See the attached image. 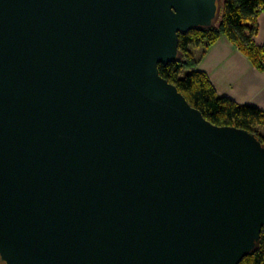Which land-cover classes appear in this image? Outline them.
Wrapping results in <instances>:
<instances>
[{
  "label": "water",
  "instance_id": "water-1",
  "mask_svg": "<svg viewBox=\"0 0 264 264\" xmlns=\"http://www.w3.org/2000/svg\"><path fill=\"white\" fill-rule=\"evenodd\" d=\"M222 0H0V264H240L264 145L162 77Z\"/></svg>",
  "mask_w": 264,
  "mask_h": 264
},
{
  "label": "trees",
  "instance_id": "trees-1",
  "mask_svg": "<svg viewBox=\"0 0 264 264\" xmlns=\"http://www.w3.org/2000/svg\"><path fill=\"white\" fill-rule=\"evenodd\" d=\"M219 21L213 28L180 33V61L160 65L159 72L173 83L189 104L203 114L213 125L236 127L257 134L264 145V112L252 106H241L222 97L214 89L208 76L198 70L201 59L192 47L212 46L228 36L235 46L252 61L258 69H264V48L255 45L258 33V16L264 11V0H222ZM256 253L246 256L240 264H264V230Z\"/></svg>",
  "mask_w": 264,
  "mask_h": 264
},
{
  "label": "crops",
  "instance_id": "crops-1",
  "mask_svg": "<svg viewBox=\"0 0 264 264\" xmlns=\"http://www.w3.org/2000/svg\"><path fill=\"white\" fill-rule=\"evenodd\" d=\"M257 23L255 45L264 48V11L258 16ZM192 48L201 59L198 70L208 76L220 96L264 112V69L255 67L228 36L210 49Z\"/></svg>",
  "mask_w": 264,
  "mask_h": 264
},
{
  "label": "rangeland",
  "instance_id": "rangeland-1",
  "mask_svg": "<svg viewBox=\"0 0 264 264\" xmlns=\"http://www.w3.org/2000/svg\"><path fill=\"white\" fill-rule=\"evenodd\" d=\"M260 131H261L262 133H264V127H261V128H260Z\"/></svg>",
  "mask_w": 264,
  "mask_h": 264
}]
</instances>
